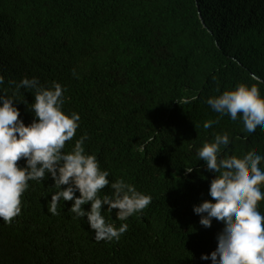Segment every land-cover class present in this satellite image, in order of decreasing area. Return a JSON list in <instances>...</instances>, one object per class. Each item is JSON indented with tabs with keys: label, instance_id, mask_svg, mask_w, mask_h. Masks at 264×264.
I'll use <instances>...</instances> for the list:
<instances>
[{
	"label": "trees",
	"instance_id": "1",
	"mask_svg": "<svg viewBox=\"0 0 264 264\" xmlns=\"http://www.w3.org/2000/svg\"><path fill=\"white\" fill-rule=\"evenodd\" d=\"M0 76V95L28 102L14 101L26 125L35 89L17 85L59 83L62 111L80 116L63 151L86 133L85 153L110 183L123 179L152 197L125 221L105 206L107 223L128 228L98 242L71 206L59 202L51 214L50 174L29 181L21 213L11 224L0 219V264H212L201 256L216 249L219 225L205 228L193 208L211 200L215 173L197 151L227 133L221 155L264 157V132L243 139L242 118L207 100L239 84L264 97V0H0ZM210 120L218 122L204 129Z\"/></svg>",
	"mask_w": 264,
	"mask_h": 264
},
{
	"label": "clouds",
	"instance_id": "2",
	"mask_svg": "<svg viewBox=\"0 0 264 264\" xmlns=\"http://www.w3.org/2000/svg\"><path fill=\"white\" fill-rule=\"evenodd\" d=\"M21 88L35 89L34 101L28 107L34 119L28 125L20 119L14 101L28 102L0 95V219L11 224L21 213L29 181H43L50 174L57 189L51 195V214L59 215L58 205L63 202L77 217L87 218L96 241H118L128 225L107 223L102 209L107 206L110 212L115 210L116 219L125 221L146 209L152 197L123 179L110 183L109 172L101 170L96 156L85 153L86 133L75 141L70 152L63 151L76 134L80 116L62 111L65 90L59 83L46 88L36 78H24L17 91ZM207 103L233 121L242 118L243 139L258 128L264 132V97L256 86L239 84L208 98ZM216 122L206 121L203 127L207 130ZM229 143L227 133L216 134L212 142H205L197 151L199 160L215 176L209 187L211 200L194 206L193 211L200 215L199 223L205 228L219 225L216 249L210 257L202 254L201 259L210 258L212 264H264V213L258 210V203L264 200V170L260 167L264 157L253 151L242 158L221 155ZM24 161L25 165L20 166ZM185 170L191 173L193 167ZM109 186L111 194L101 196ZM87 204L90 208L86 210Z\"/></svg>",
	"mask_w": 264,
	"mask_h": 264
}]
</instances>
